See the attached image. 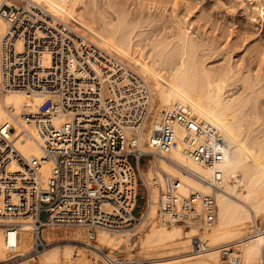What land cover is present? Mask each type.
Listing matches in <instances>:
<instances>
[{"label": "built area", "instance_id": "obj_1", "mask_svg": "<svg viewBox=\"0 0 264 264\" xmlns=\"http://www.w3.org/2000/svg\"><path fill=\"white\" fill-rule=\"evenodd\" d=\"M0 18L8 26L2 37L0 90L48 99L36 110L27 105L22 116L34 121L44 140V158L53 161L52 172L43 178L40 162L26 160L17 149L15 128L8 122L0 125V226L7 234V260L37 258L53 243L47 229H82L95 240L98 229L118 231L135 225L143 156L169 151L177 142L178 127L201 139L186 148L193 159L211 166L224 159L223 133L182 103L154 120L151 150L145 151L141 130L153 121L148 84L121 55L83 35L75 21L67 23L29 0H0ZM15 163L20 169L12 167ZM219 178L216 170L214 191L189 195L181 194L180 181L171 178L169 188L161 190L160 219L213 226ZM26 230L33 243L22 252L18 245ZM193 245L196 251L205 248L197 236ZM233 251L225 249V259L239 264L240 251L229 256ZM102 252L109 264H135Z\"/></svg>", "mask_w": 264, "mask_h": 264}, {"label": "bare ground", "instance_id": "obj_2", "mask_svg": "<svg viewBox=\"0 0 264 264\" xmlns=\"http://www.w3.org/2000/svg\"><path fill=\"white\" fill-rule=\"evenodd\" d=\"M29 1L41 4L67 23L75 21L83 35L121 55L144 78L153 98V121L141 130V145L147 147V152L151 150L148 143L154 120L177 103L189 106L196 116L216 126L227 142L221 162L213 166L201 164L186 151L189 144L201 139L192 131L178 127L177 142L169 151L155 154L147 168L140 164L141 174L149 185V203L140 215L141 224L136 231L98 229L95 240H90L82 230H73L70 234L64 229L71 235L66 239L84 243L80 246L73 242L53 244L39 254V261L42 264H89L87 250L94 251L95 259L100 261V257L105 259L102 251L108 248L113 257H119L117 250L126 252L125 260L135 264H163L164 261L228 264L222 254L225 249L234 248L241 250L239 264H264V229L259 230L261 227L255 221L260 214L264 216V125L256 126L261 119L258 99L264 94V86L256 88V79L244 75L246 94L226 95V85L238 71L231 62L218 71L207 66L203 59L205 43L192 36L190 22L179 26L171 40L145 41L132 34L123 6L115 8L117 19L112 21L108 13L87 0ZM7 29V23L0 18V55ZM1 80L0 69V89ZM47 102L41 95L29 99L22 90H0V125L8 122L15 128L12 138L17 149L26 160L40 162L43 178L52 172L53 161L44 158L43 137L34 121L25 119L22 112L27 105L36 110L38 105ZM12 167L20 169L16 163ZM216 170L220 171L217 180L220 188L216 190L217 218L213 226L201 230L202 223L193 222L187 229L179 222L167 224L163 219L158 220L161 190L169 188L171 178L180 181L178 191L183 195L210 193L214 191L211 181L215 179ZM25 225L26 229L30 228L29 224ZM51 231L47 229L48 239ZM24 233L28 235L30 231H24L22 237ZM26 235L18 245L19 251L27 252L31 248ZM195 236L205 247L201 251L194 250ZM10 238L15 239V235L11 234ZM6 240L7 234L0 226V261L9 257ZM235 251L229 256H237ZM137 255L143 258L138 259ZM31 259L23 258L11 264H31Z\"/></svg>", "mask_w": 264, "mask_h": 264}, {"label": "rangeland", "instance_id": "obj_3", "mask_svg": "<svg viewBox=\"0 0 264 264\" xmlns=\"http://www.w3.org/2000/svg\"><path fill=\"white\" fill-rule=\"evenodd\" d=\"M15 1L22 3L24 0ZM87 1L93 2L95 8L108 13L109 19L112 21L117 19L115 8L120 6L125 7L126 21L131 23L130 30L132 34L140 36L145 41L157 38L171 40L175 36L179 26L182 24L187 25L190 22V33L192 36L205 43L203 48L205 56L203 59L207 66L218 71L225 64L231 62L235 66L236 71H238L237 74L229 79L226 85V95L234 97L246 94L244 81L242 80V76L244 75H251L256 79V88L264 86V0ZM258 102L261 109V119L256 123V126L264 125V94L259 97ZM143 149L146 151L147 147H143ZM153 158L152 154H145L143 156L144 161H142L143 168L151 166L150 161ZM148 194L149 185L142 176L138 206L135 211L138 217L137 223L127 228H131L133 232L141 224V213L147 210ZM160 209L159 207V212ZM42 218L46 219L47 214L43 213ZM255 219L256 223L261 227L259 230L264 229V216L260 214ZM158 220H160L159 217ZM182 224L185 228H190V225ZM203 228L201 227V230L205 229ZM64 229L65 231L68 230L69 233L73 230H82L76 228L52 229L49 233V240L53 242L51 246L57 243L63 245L67 242H73L80 246L84 243L80 240L66 239L65 237H71V233H65ZM82 231L85 232L84 230ZM26 237L32 245V234L29 233ZM105 250L111 252L108 248H105ZM239 251L241 250L239 249ZM115 253L120 258L126 259V252L117 250ZM87 254L90 257L89 264H109L101 257L100 261L96 260V254L92 250H87ZM23 258H28V256L0 261V264H11ZM136 258L142 259L143 256L137 255ZM30 263L39 264L40 262L37 257L31 259ZM163 264L169 263L164 261Z\"/></svg>", "mask_w": 264, "mask_h": 264}, {"label": "crops", "instance_id": "obj_4", "mask_svg": "<svg viewBox=\"0 0 264 264\" xmlns=\"http://www.w3.org/2000/svg\"><path fill=\"white\" fill-rule=\"evenodd\" d=\"M40 262V261H39ZM39 264H42L41 262Z\"/></svg>", "mask_w": 264, "mask_h": 264}]
</instances>
